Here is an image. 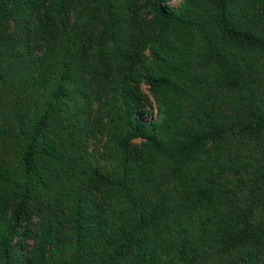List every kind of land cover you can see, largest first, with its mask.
Wrapping results in <instances>:
<instances>
[{
    "label": "trees",
    "instance_id": "trees-1",
    "mask_svg": "<svg viewBox=\"0 0 264 264\" xmlns=\"http://www.w3.org/2000/svg\"><path fill=\"white\" fill-rule=\"evenodd\" d=\"M171 1L0 0V264H264V0Z\"/></svg>",
    "mask_w": 264,
    "mask_h": 264
},
{
    "label": "rangeland",
    "instance_id": "rangeland-1",
    "mask_svg": "<svg viewBox=\"0 0 264 264\" xmlns=\"http://www.w3.org/2000/svg\"><path fill=\"white\" fill-rule=\"evenodd\" d=\"M183 0H172L170 2V5L173 6V7H178L181 3H182ZM144 92L147 96L150 97L151 99V105L147 108V112L145 114V117L147 120H153L156 118L157 116V113H158V109H157V105L149 91V88L147 86H144Z\"/></svg>",
    "mask_w": 264,
    "mask_h": 264
}]
</instances>
